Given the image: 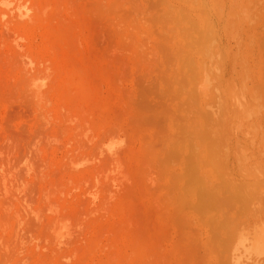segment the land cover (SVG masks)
Listing matches in <instances>:
<instances>
[{
	"label": "rangeland",
	"instance_id": "374dc122",
	"mask_svg": "<svg viewBox=\"0 0 264 264\" xmlns=\"http://www.w3.org/2000/svg\"><path fill=\"white\" fill-rule=\"evenodd\" d=\"M245 1L16 0L26 19L0 4V264H220V218L188 178L196 131L184 84L192 38L221 6L223 16H253L235 29L228 65L264 98V0ZM22 57L44 84L42 102ZM85 134L115 148L113 169ZM47 197L74 233L58 252L33 219L45 221Z\"/></svg>",
	"mask_w": 264,
	"mask_h": 264
},
{
	"label": "bare ground",
	"instance_id": "6f19581e",
	"mask_svg": "<svg viewBox=\"0 0 264 264\" xmlns=\"http://www.w3.org/2000/svg\"><path fill=\"white\" fill-rule=\"evenodd\" d=\"M15 1L2 2L0 0L4 14L16 15L17 13L20 18L26 19L29 15L26 9L23 12L24 4ZM214 10L217 11L216 22L211 23L212 19L209 14L205 24L199 26V32L195 31L197 35L192 38L194 41H191L195 52L189 65L188 82L184 86L188 84L189 98L193 103L191 108L195 111V128L193 126L190 128L192 132L196 131V139L194 144L191 143V146L188 144L190 147L189 150L187 148L188 156H186L189 159L185 158L186 156L183 157L188 159V164L187 162L186 164L190 166L191 175L187 172L188 169H186L187 171L184 169L188 166L183 168L185 172L183 173L186 176L190 175L188 178L195 177V182L193 180L191 183L199 186L200 192L198 189L197 191L201 195H199L201 207L212 212L213 218H220L216 223V234L220 229V242H218L220 264H264V98L259 93L260 89H256V85L250 84L249 76L245 73L246 70L240 75L229 72L227 54L228 44L232 43L231 41L238 42L239 40L235 29L239 30V25L249 23L253 16L247 15V11L246 14H242L246 9L240 11L243 16L238 14L223 16L221 6ZM254 18L256 21V17ZM193 28L195 30V27ZM235 50L236 48L234 52ZM23 59L25 58L22 57V62L28 65L24 67V63L22 65L20 60V65L23 66L21 73L23 71L25 76H30L27 80L32 81V92L36 99L42 102L45 100V93L42 90L44 84L38 80L40 78L38 75L35 73V76L31 75L33 74L31 73L33 69L31 62L29 60L23 61ZM230 60L232 62L231 58ZM16 62L18 63L17 60ZM189 105L187 108H190ZM188 112L193 113L189 109ZM190 114L188 115L189 119L191 118ZM189 122L192 121L189 120ZM107 135L109 136L108 133ZM83 136L85 146L89 145L91 150L98 151L96 155L104 161L108 162L106 160L108 159L110 163L112 162L115 148L111 145L105 146V139L96 140L86 134ZM96 158L100 159L99 157ZM103 163L105 165V162ZM110 163L108 162L109 165L113 164ZM101 165L103 164L101 163ZM68 166L70 167V165ZM191 168L195 172L194 176ZM112 172L114 171L112 170ZM110 174L105 176L108 177ZM16 179L15 174L13 176L4 175L1 183L3 190L7 189V186L11 190L10 188ZM54 190L58 191V189ZM46 200V208L43 210L46 209L48 215L45 217V221L37 211L33 212V219L36 223L45 225L47 237L55 241L56 245L54 246L58 252L62 245L66 247L65 244L68 239L71 241L70 236L73 232H71L72 228L70 230V217L65 211L60 210L50 197H47ZM73 222L75 223V221ZM216 234H214V238ZM6 243L8 244V242ZM17 264H19L18 261Z\"/></svg>",
	"mask_w": 264,
	"mask_h": 264
}]
</instances>
